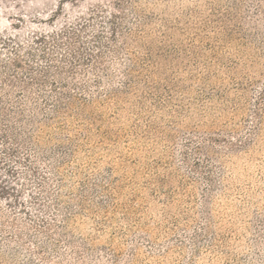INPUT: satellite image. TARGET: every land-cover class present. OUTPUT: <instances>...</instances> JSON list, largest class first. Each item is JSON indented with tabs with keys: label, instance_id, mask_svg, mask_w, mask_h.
<instances>
[{
	"label": "rangeland",
	"instance_id": "rangeland-1",
	"mask_svg": "<svg viewBox=\"0 0 264 264\" xmlns=\"http://www.w3.org/2000/svg\"><path fill=\"white\" fill-rule=\"evenodd\" d=\"M0 264H264V0H0Z\"/></svg>",
	"mask_w": 264,
	"mask_h": 264
}]
</instances>
